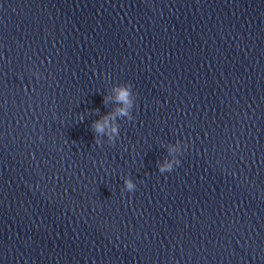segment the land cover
Wrapping results in <instances>:
<instances>
[{
    "label": "clouds",
    "instance_id": "9594fccd",
    "mask_svg": "<svg viewBox=\"0 0 264 264\" xmlns=\"http://www.w3.org/2000/svg\"><path fill=\"white\" fill-rule=\"evenodd\" d=\"M112 91L115 93L114 99L116 103L120 106L116 107L112 113L93 123V129L98 135L105 134V130H108L109 144L114 143L120 135V128L115 123L117 117L126 118L129 121L133 120L132 110L136 103V94L133 92V85L131 83L116 84L113 86ZM108 99V97H105V103L108 102ZM95 143L101 145V141L98 138H95ZM167 147L171 159H165L164 163L158 165V171L161 174L171 172L175 166L180 165L181 161L178 156L182 154L183 149L187 145L183 141L177 140L175 144H169ZM122 190L132 193L136 190V184L131 178L125 177Z\"/></svg>",
    "mask_w": 264,
    "mask_h": 264
}]
</instances>
